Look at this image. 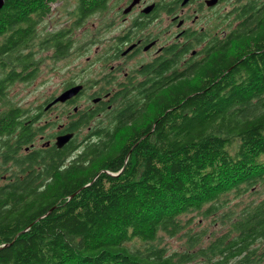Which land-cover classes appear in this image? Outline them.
<instances>
[{"label": "trees", "instance_id": "1", "mask_svg": "<svg viewBox=\"0 0 264 264\" xmlns=\"http://www.w3.org/2000/svg\"><path fill=\"white\" fill-rule=\"evenodd\" d=\"M37 4L0 10V264H263L264 3L253 47L220 43L180 83L113 104L106 125L82 116V144L71 132L60 150L35 145L42 102L8 93L70 56L73 37L39 40L49 8ZM196 217L227 228L203 246ZM178 237L184 250L168 252Z\"/></svg>", "mask_w": 264, "mask_h": 264}, {"label": "flooded vegetation", "instance_id": "2", "mask_svg": "<svg viewBox=\"0 0 264 264\" xmlns=\"http://www.w3.org/2000/svg\"><path fill=\"white\" fill-rule=\"evenodd\" d=\"M36 1L35 11L49 8L46 27L39 32V40L45 37L43 41L51 43L53 35L71 37L72 23L61 28L52 24L53 15L63 9L67 0H54L50 4L48 0ZM81 1L74 0V16L79 28L92 15L99 16L95 61L89 62L88 57L80 61L79 79L71 81L72 86H66L69 80L66 78L58 94L42 101L40 107L44 116L54 111L60 113L54 115L55 122L44 121L51 127L56 123V129L53 140L43 141V136L38 137L35 144L41 141L45 144L41 148L53 145L58 136L71 132L76 141L82 116L96 117L106 125V111L113 104L129 99L134 109L135 98L139 100L146 95L145 91L155 90L160 81L166 83L169 77L173 79L174 73V83H180L183 76L194 72L206 60L209 51L222 47L220 43L232 48L241 45L245 38L246 46L253 47L259 36V4L264 3V0H85L89 3L87 10L92 12L87 17L82 16L86 7ZM48 54L45 52L44 56ZM68 54L77 56L74 44ZM87 65L95 68L90 80L86 75ZM73 86L81 87L76 95L50 105ZM108 119L116 122L119 117ZM82 139L77 144L81 145Z\"/></svg>", "mask_w": 264, "mask_h": 264}, {"label": "rangeland", "instance_id": "3", "mask_svg": "<svg viewBox=\"0 0 264 264\" xmlns=\"http://www.w3.org/2000/svg\"><path fill=\"white\" fill-rule=\"evenodd\" d=\"M74 0H67L62 10H59L52 17V24L55 28H61L66 25V23L71 25L73 44L75 46V55L69 56L68 59L54 63L53 65H42L40 67V73L38 77L33 81L28 82H18L15 83L9 90L11 99L10 101L23 106H30L33 108L39 102H42L45 98L50 95H56L60 92L62 84L66 78L71 81L79 79L77 76L79 71V62L83 61L88 57V61H95V40H97V26L99 16L94 14L90 18L84 21V24L79 28L77 27L76 19L74 16ZM87 77L95 75V68H91L90 65H87L86 69ZM19 72V70H18ZM69 73V76H68ZM68 76V77H67ZM31 114L34 111L30 112ZM59 111H54L49 115L46 114L45 119L42 118L41 125H45L42 130V135H37L36 137L43 136L44 140H53L52 134L56 129V123L51 127L49 124L55 122L57 119L54 115H58ZM45 120H48L49 124H45ZM87 135L86 129L77 132V140L84 138ZM38 139V138H37ZM36 139V140H37ZM35 140V141H36ZM36 143L37 147H42L45 144ZM233 207V206H232ZM186 220V219H184ZM227 226H224L223 223L218 222L213 224L211 218L203 219L196 217L193 219V224L191 225V230L204 232L203 235V246H205L208 240L214 235L223 232ZM186 228L185 231H187ZM165 242L168 246V252H173L175 250H184L185 238H165ZM264 248V246H261ZM264 256V251H263ZM192 264H204L203 261L198 260ZM264 264V261H263Z\"/></svg>", "mask_w": 264, "mask_h": 264}, {"label": "water", "instance_id": "4", "mask_svg": "<svg viewBox=\"0 0 264 264\" xmlns=\"http://www.w3.org/2000/svg\"><path fill=\"white\" fill-rule=\"evenodd\" d=\"M6 1L7 0H0V10L4 6V4H5ZM80 88H81L80 86H75L73 88L68 89L67 91H65L64 93H62L59 97H57L53 101L52 104H54L56 102H64V101L72 98L74 95L77 94V92L79 91ZM48 106H50V105H48ZM72 137H73L72 134H65V135L58 136L56 138V140H55V143H54L55 147L58 148V149L63 148L69 142V140ZM107 174L110 175V176H117L118 175V174H112V173H108V172H107ZM4 247H6V245L2 246L1 248H4Z\"/></svg>", "mask_w": 264, "mask_h": 264}]
</instances>
